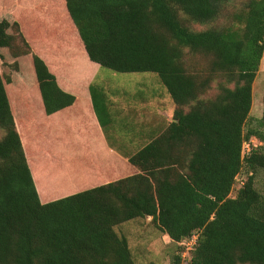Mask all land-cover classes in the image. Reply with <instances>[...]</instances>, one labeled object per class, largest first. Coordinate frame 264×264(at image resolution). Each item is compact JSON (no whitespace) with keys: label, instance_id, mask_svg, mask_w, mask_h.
<instances>
[{"label":"trees","instance_id":"obj_1","mask_svg":"<svg viewBox=\"0 0 264 264\" xmlns=\"http://www.w3.org/2000/svg\"><path fill=\"white\" fill-rule=\"evenodd\" d=\"M234 1L0 0V264H135L115 228L146 218L170 240V264L193 236L189 264H264V107L245 133L264 0L228 12ZM98 67L155 74L174 106L164 129L121 154L129 171L88 151L87 106L75 114V95L88 94L108 139Z\"/></svg>","mask_w":264,"mask_h":264},{"label":"rangeland","instance_id":"obj_2","mask_svg":"<svg viewBox=\"0 0 264 264\" xmlns=\"http://www.w3.org/2000/svg\"><path fill=\"white\" fill-rule=\"evenodd\" d=\"M243 0H235L228 7V12H235L241 7ZM225 25V21H220ZM210 25L197 26L196 30H204ZM64 42L60 36L52 40L58 47ZM41 50H46L45 45H40ZM45 52V51H44ZM58 57V56H57ZM88 64V63H87ZM90 66V65H89ZM79 68H82L79 65ZM92 73V68H84ZM95 75L90 83L101 88L107 95L110 105V113L115 118L114 126L107 129L105 143L108 150L118 156L132 154V152L143 147L149 140L148 135L157 128L164 129L171 121L174 106L171 99L161 86L158 77L152 73H115L105 68H96ZM66 79V78H65ZM68 86H76L74 82H69ZM59 86L62 88L60 81ZM264 94V56L260 63L259 72L252 89V107L250 118L245 127V133L255 126V121L261 117L263 112ZM106 137V136H105ZM97 144V143H95ZM253 146H259L257 140L252 139ZM245 147V146H244ZM92 144L88 145V151L100 160L99 150ZM250 147H245V151ZM122 157V158H121ZM119 157L113 162L112 169H118L125 164V158ZM98 159V160H99ZM90 160V159H89ZM121 160V161H120ZM94 161V160H93ZM93 161H90L92 164ZM135 172V171H134ZM246 180L243 173L237 179L240 186ZM256 189L264 192V171L255 173ZM234 193H232V196ZM151 219L133 221L122 224L115 228V232L120 236H125L128 246L132 252L135 264H170L174 254L173 246L166 236L160 235L153 225ZM187 253H184L186 255ZM187 257H185L186 260Z\"/></svg>","mask_w":264,"mask_h":264},{"label":"crops","instance_id":"obj_3","mask_svg":"<svg viewBox=\"0 0 264 264\" xmlns=\"http://www.w3.org/2000/svg\"><path fill=\"white\" fill-rule=\"evenodd\" d=\"M63 89L66 90V91H68V92L71 91V89L69 87L68 88L67 87H63ZM84 90H87V89H84ZM75 98H76V105L80 109V110H75L77 112L75 114H79V116L82 117V116H84L87 113V111L85 110V106H87V108H88V113H89L90 118H91V121L93 122V125H94L91 128L92 135L93 136L96 135V138L95 139L97 140L95 142L97 144L92 143V145L97 148V149L95 148L96 150H99V154L100 155H98V156L101 157V158L102 157H105V156L106 157H110L115 162L116 160H118V156L121 157V155L118 154V156H117L115 154H113V155L109 154V153H113V152L111 150H108L107 145L105 143V138H104L103 134L101 133L100 128L96 124V121L94 119L93 114L91 113V110H90V102H89V96H88V94L85 93V94L80 95V96L79 95H77V96L75 95ZM70 111H68V112H70ZM121 168L122 169H125L126 171H129V169H130V167L127 165V163L121 165L118 169H121Z\"/></svg>","mask_w":264,"mask_h":264},{"label":"built area","instance_id":"obj_4","mask_svg":"<svg viewBox=\"0 0 264 264\" xmlns=\"http://www.w3.org/2000/svg\"><path fill=\"white\" fill-rule=\"evenodd\" d=\"M196 241H197V236H193L189 241L184 243L185 250L180 255L183 264H189V262H190V252L193 251L194 246L196 245ZM184 253H187V254L184 255ZM185 257H187L186 260H185Z\"/></svg>","mask_w":264,"mask_h":264}]
</instances>
